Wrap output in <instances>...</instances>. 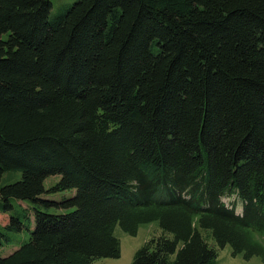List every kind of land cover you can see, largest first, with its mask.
I'll list each match as a JSON object with an SVG mask.
<instances>
[{"label": "trees", "instance_id": "16d2710c", "mask_svg": "<svg viewBox=\"0 0 264 264\" xmlns=\"http://www.w3.org/2000/svg\"><path fill=\"white\" fill-rule=\"evenodd\" d=\"M52 1L0 0V264L264 263V0Z\"/></svg>", "mask_w": 264, "mask_h": 264}, {"label": "rangeland", "instance_id": "374dc122", "mask_svg": "<svg viewBox=\"0 0 264 264\" xmlns=\"http://www.w3.org/2000/svg\"><path fill=\"white\" fill-rule=\"evenodd\" d=\"M77 0H53V15H56L62 11H65L68 7L73 5ZM22 174L20 173H4L1 181V186H7L15 182L20 181ZM59 177H50L46 180V187H51L58 183ZM9 215L0 214V224L4 225L8 221ZM160 230L156 224L142 226L136 236H131L126 234L120 227L115 230V236L119 239L121 243V257L118 259H100L96 264H132L136 253L149 241L155 234H159ZM26 233V234H25ZM18 234L19 242L20 240H28V232ZM207 236V234H205ZM210 241V240H208ZM212 243V241H211ZM1 255L7 256L11 254L14 249H0ZM215 264H264L259 257H254L250 260H246L243 256H234L232 254V249L228 245L225 249L219 251L217 262Z\"/></svg>", "mask_w": 264, "mask_h": 264}]
</instances>
